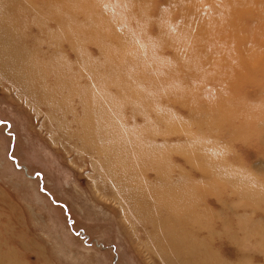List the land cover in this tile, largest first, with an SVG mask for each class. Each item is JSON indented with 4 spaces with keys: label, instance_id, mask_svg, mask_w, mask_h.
<instances>
[{
    "label": "rangeland",
    "instance_id": "1",
    "mask_svg": "<svg viewBox=\"0 0 264 264\" xmlns=\"http://www.w3.org/2000/svg\"><path fill=\"white\" fill-rule=\"evenodd\" d=\"M32 1L40 6L44 0ZM133 1L134 13L149 14L150 26L131 34L133 42L126 52L136 56L135 62L123 68L104 66L111 80L107 84L125 81L134 67L139 69L136 80L145 77L151 83L154 66L160 73L154 50L145 41L167 35L155 18L161 10L173 23L174 34L186 43L190 36V43L160 46L155 53L160 61L179 70L192 63L200 73L224 74L225 80L209 78L198 85L193 82L200 80H191L194 75L186 68L181 76L187 81L172 89L181 102L166 99L171 89L165 85L149 91L170 116L182 120H189V109L194 108L191 92L196 90L198 97L205 92L210 101L202 108L211 118L202 119L213 124L196 127L193 121L185 122L181 130L188 132L156 136L158 144L166 146L150 147L159 158V178L175 183L177 201L184 197L179 206L188 219L183 223L200 244L196 248L202 251L203 264H264V0ZM131 4L132 0H120L119 8ZM28 12L32 11L22 13ZM35 14L41 20L43 15ZM131 26L139 29L136 20ZM97 47L90 44L86 54L98 55ZM63 57L70 60L74 55ZM45 75L42 81L56 95L51 112L47 104L36 105L0 75V264H164L149 248L147 233L128 219L109 189V169L101 166L98 154L77 148L79 138L67 133L78 130L80 104L62 103L56 76L50 71ZM148 85L142 82L140 87L149 90ZM137 87L128 95L141 90ZM34 89L42 91L39 86ZM220 97L236 98L237 112L216 118L212 106ZM140 119L137 116L135 123L140 125ZM165 120L170 123V117ZM154 121L160 131L166 130L159 119ZM193 140L203 145L197 146L202 155L218 154L210 163L215 173L205 176L184 160L181 153ZM149 173L148 179L155 182L156 172ZM196 182L203 185L194 188ZM191 195L198 199H189Z\"/></svg>",
    "mask_w": 264,
    "mask_h": 264
},
{
    "label": "bare ground",
    "instance_id": "2",
    "mask_svg": "<svg viewBox=\"0 0 264 264\" xmlns=\"http://www.w3.org/2000/svg\"><path fill=\"white\" fill-rule=\"evenodd\" d=\"M119 5L120 0H44L40 6L33 4L32 0H0V75L4 80L12 81L36 105L47 104L51 112V109L56 108L53 107L56 95L54 89L42 80L48 71L53 73L57 87L62 91V103L73 104L77 101L81 106V116L76 117L77 132L67 133L79 138L81 145L77 148L98 154L101 166L109 169V189L114 191V196L123 206L128 219L147 233L151 251L164 264H203L202 251L196 248L200 244L195 237H190L191 234L183 223L188 219L179 206L183 204L184 197L177 201L173 192L175 183L172 186L169 178L164 181L159 178V158L155 154L156 148L150 145L165 147L164 144L159 145L155 137L188 132L181 130L183 123L188 121H193L196 127L213 125L202 119L208 115L207 120L211 118L210 112H205L202 108L210 100L205 92L200 93L204 94L202 97H198V92L192 91L190 97L194 108L189 109V120H182L179 116H170L158 105L159 98L147 93L157 85H165L171 89L166 99L169 98V102H181L179 95L172 89L176 90L181 83L187 81L185 79L188 78L181 76L182 72L187 71L186 68L195 76L191 75V80H200L193 84L202 85L209 78H226L220 71L200 73V68L192 63L179 70L168 61H160V57L155 55L160 46L190 43V36L186 43L182 36L174 34L170 29L173 23L168 21V16L161 10L155 18L158 24L165 27L162 33L167 35L150 38L151 42L145 41L154 50L152 57L159 64L160 73L156 72L154 66L155 71H151L154 80L151 83L145 77L136 80L139 69L134 67L132 74H125V81L107 84L111 80L104 66L111 64L123 68L127 63L135 62L136 56L126 52V47H131L133 42L131 34L146 30L151 22L149 14L138 17L134 13L132 8L136 1L132 0L131 7L127 6L122 10ZM29 10L32 12L23 15L22 12ZM35 11L43 15L41 20H37ZM134 20L139 29L132 28ZM53 39L54 43L51 41ZM90 44L98 46V55L86 54V48ZM44 47L47 48L46 51L42 50ZM63 53L74 57L66 60ZM45 60L50 64L45 63ZM142 82H148L149 90L140 87ZM36 86L42 88V91H35ZM134 87L141 90H132V95H128ZM127 95L129 103L124 102ZM237 105L236 98L220 97L218 102L213 101L212 111L216 118H221L220 114H224L223 118H226L225 115L237 112ZM152 106L155 107V112H149ZM137 116L142 118L140 125L135 123ZM166 117H170V123L165 120ZM155 119H159L166 128L165 131H160ZM175 122L179 124L176 126ZM152 127L154 129H150ZM197 146L203 148L201 142L193 140L184 153L173 146L169 150L181 153L184 160L200 169L205 176L215 173L210 163L211 158L218 154L210 152L206 157L199 152ZM169 154H172L171 151ZM170 158L171 155L168 159ZM150 169L156 172L155 182L148 179ZM170 169L173 170V166ZM118 175H124V179H119ZM182 175L184 178L183 173ZM197 185L201 187L203 182L194 183V188ZM192 197L188 198L192 200ZM196 199L198 195L193 197V201Z\"/></svg>",
    "mask_w": 264,
    "mask_h": 264
}]
</instances>
